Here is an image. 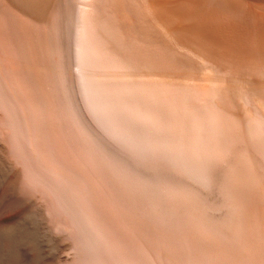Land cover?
<instances>
[{
  "label": "bare ground",
  "instance_id": "6f19581e",
  "mask_svg": "<svg viewBox=\"0 0 264 264\" xmlns=\"http://www.w3.org/2000/svg\"><path fill=\"white\" fill-rule=\"evenodd\" d=\"M11 247L264 264V0H0Z\"/></svg>",
  "mask_w": 264,
  "mask_h": 264
},
{
  "label": "rangeland",
  "instance_id": "374dc122",
  "mask_svg": "<svg viewBox=\"0 0 264 264\" xmlns=\"http://www.w3.org/2000/svg\"><path fill=\"white\" fill-rule=\"evenodd\" d=\"M7 249L9 248H5V250L0 251V264H43L46 260L40 250H35L37 252L35 261L31 262L30 252L27 253L21 249H14L12 247L9 251H7ZM1 255H3V258Z\"/></svg>",
  "mask_w": 264,
  "mask_h": 264
}]
</instances>
